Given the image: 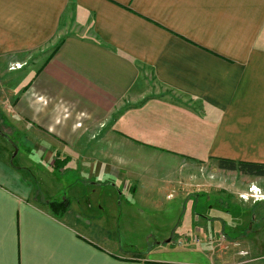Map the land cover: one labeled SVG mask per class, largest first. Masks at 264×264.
<instances>
[{"label": "crops", "instance_id": "crops-1", "mask_svg": "<svg viewBox=\"0 0 264 264\" xmlns=\"http://www.w3.org/2000/svg\"><path fill=\"white\" fill-rule=\"evenodd\" d=\"M36 52L42 65L28 69L22 87L2 84L0 104L6 99L15 120L63 145L62 158L89 150V159H111L114 150L102 154L99 141L117 137L160 144L187 159L196 194L224 203L235 186L214 192L199 164H264V0H0V61L22 67ZM14 162L0 156V264H264V253L247 247L135 254L71 205L52 214ZM92 171L134 189L109 160ZM261 184L238 198L264 193Z\"/></svg>", "mask_w": 264, "mask_h": 264}, {"label": "rangeland", "instance_id": "rangeland-1", "mask_svg": "<svg viewBox=\"0 0 264 264\" xmlns=\"http://www.w3.org/2000/svg\"><path fill=\"white\" fill-rule=\"evenodd\" d=\"M44 56L39 52L32 53L22 67L7 59L6 63L0 61V86L5 84L12 89L21 84L22 87L28 80L26 76L34 74L28 69L37 63L42 65ZM1 65L6 68L2 69ZM13 75H20L19 82H25L5 83ZM5 102L6 99L4 105L0 104L6 112L0 116V156L15 159V166L32 184L35 198L42 204L68 201L84 220H91L114 234L121 243L133 246L135 254L146 255L155 246L164 252L211 246L214 250L230 247L235 252L247 247L255 254L264 253V193L259 189L248 190L244 196L246 202L238 198L239 192L253 186V181L264 185V177L255 180L252 176L245 178L239 172L226 174L230 171H222L217 161L214 165L199 164L205 177L209 176L208 181L213 182L210 188L214 192L235 186L237 194L224 203L219 202L216 193L196 194L199 192L196 184L184 173L189 168L187 159L182 155L171 156L160 144L155 143L156 148H153L138 139L132 138L129 142L117 137L115 142L99 141L102 154L114 150L115 157L111 159H89V150L70 153L72 158L65 159L62 158L66 153L63 145L41 134H33L25 122L12 117L13 110H9ZM108 129L110 127L103 134ZM92 145L96 146V142ZM58 153L62 160H58ZM97 160H109L127 170L125 178L134 189H123L120 182L119 188L113 187L116 180L111 176L95 177L92 165ZM254 200L261 202L253 203ZM234 244L240 247L234 248Z\"/></svg>", "mask_w": 264, "mask_h": 264}, {"label": "trees", "instance_id": "trees-1", "mask_svg": "<svg viewBox=\"0 0 264 264\" xmlns=\"http://www.w3.org/2000/svg\"><path fill=\"white\" fill-rule=\"evenodd\" d=\"M218 167L224 171L239 172L252 177H264V164L237 162L228 159H218ZM68 201H47L44 206L55 216L62 217L69 210Z\"/></svg>", "mask_w": 264, "mask_h": 264}, {"label": "built area", "instance_id": "built-area-1", "mask_svg": "<svg viewBox=\"0 0 264 264\" xmlns=\"http://www.w3.org/2000/svg\"><path fill=\"white\" fill-rule=\"evenodd\" d=\"M236 245V247H240V245L238 244H235ZM242 256H247L248 255V253L247 252H245V251H242L241 253H240Z\"/></svg>", "mask_w": 264, "mask_h": 264}]
</instances>
